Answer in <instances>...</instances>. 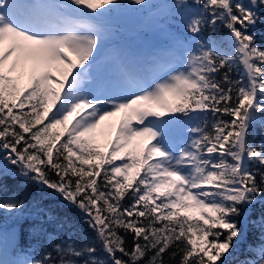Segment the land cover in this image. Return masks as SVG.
I'll return each mask as SVG.
<instances>
[{
	"label": "snow or ice",
	"instance_id": "1",
	"mask_svg": "<svg viewBox=\"0 0 264 264\" xmlns=\"http://www.w3.org/2000/svg\"><path fill=\"white\" fill-rule=\"evenodd\" d=\"M126 9L165 43L115 45ZM258 25L264 0H0V211L20 221L27 201L7 181L36 184L93 233L33 225L29 249L0 221V264H264Z\"/></svg>",
	"mask_w": 264,
	"mask_h": 264
},
{
	"label": "trees",
	"instance_id": "2",
	"mask_svg": "<svg viewBox=\"0 0 264 264\" xmlns=\"http://www.w3.org/2000/svg\"><path fill=\"white\" fill-rule=\"evenodd\" d=\"M135 9H126L116 14L114 17L116 26L124 31L130 30L136 26L137 21L133 17V11ZM257 43L264 44V25H258L256 29ZM155 43V42H154ZM259 143L264 140V130L257 127L254 132L250 130L249 139H253ZM52 178H55L53 175ZM7 194H17L19 198H23L27 201V206L24 210V216L20 221H16L15 217L0 211V221H4L6 226L11 228L15 226L18 229V243L25 248H36L39 243L42 242V235H35L32 231L33 225H37L47 230L48 232L56 233L60 239H63L69 232L68 228L61 229L59 227V221H70L75 226L77 238L81 235L87 234L93 235L87 225L82 223L81 214L78 209L67 204L62 198L54 192L48 189H41L36 184H22L19 180H8ZM262 211L259 204L253 205L252 214L253 217L258 215ZM189 214L195 215L192 209L189 210ZM51 217L52 219H49ZM128 246L131 245V237L127 238ZM256 242L255 230L249 228L246 237L241 238V242L238 245L236 253L233 255H239L243 259L246 255H249L245 251L246 247L250 243ZM167 259V256L165 257Z\"/></svg>",
	"mask_w": 264,
	"mask_h": 264
},
{
	"label": "rangeland",
	"instance_id": "3",
	"mask_svg": "<svg viewBox=\"0 0 264 264\" xmlns=\"http://www.w3.org/2000/svg\"><path fill=\"white\" fill-rule=\"evenodd\" d=\"M133 17L137 21L136 27L132 31L126 33L123 32L122 29H118L114 40L115 45L124 49L137 50L147 53L153 48L165 43V34L158 28L156 22L148 15L147 12L141 15V11L135 9L133 11ZM108 47L110 46H105V51L101 53V57L107 55ZM118 119V116L106 118L105 121L101 122V127L105 124H111L113 125L114 132V126ZM103 139V137L97 136L98 142H103ZM192 210L196 212L195 209Z\"/></svg>",
	"mask_w": 264,
	"mask_h": 264
}]
</instances>
